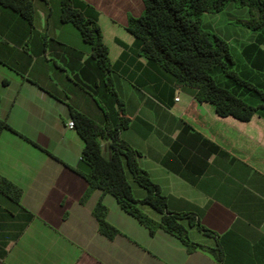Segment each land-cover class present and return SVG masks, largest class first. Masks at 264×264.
<instances>
[{
  "label": "crops",
  "instance_id": "crops-1",
  "mask_svg": "<svg viewBox=\"0 0 264 264\" xmlns=\"http://www.w3.org/2000/svg\"><path fill=\"white\" fill-rule=\"evenodd\" d=\"M80 1L96 16L129 118L120 138L139 152L138 164L166 197L167 211L193 215L195 224L181 222L195 243L214 247L217 235L223 264H264V102L245 121L218 116L190 87L137 54L125 26L128 16L141 14L142 0ZM32 3L30 24L0 6V118L13 129L0 130V175L21 190L19 203L0 191V264H219L206 250L187 251L161 227L149 233L108 193L95 189L80 202L87 183L75 163L83 141L67 126L70 108L101 123L116 104L90 45L60 20V1L52 21L46 0ZM258 33L238 57L227 41L239 72L241 62L264 59ZM100 143L109 158V140ZM128 179L135 198L143 197L145 190ZM99 197L118 230L112 238L98 231L91 212ZM140 207L159 220L157 211Z\"/></svg>",
  "mask_w": 264,
  "mask_h": 264
},
{
  "label": "trees",
  "instance_id": "trees-1",
  "mask_svg": "<svg viewBox=\"0 0 264 264\" xmlns=\"http://www.w3.org/2000/svg\"><path fill=\"white\" fill-rule=\"evenodd\" d=\"M32 2L33 0H0V6L12 10L30 24L33 19ZM142 2L141 14L137 17L128 16L125 26L138 43V55L169 73L177 85L190 87L193 97L199 102L212 104L218 116H233L245 121L262 107V102L252 104L215 82L210 70L218 67L235 83L253 90L264 99V92L253 82L243 78L238 71L229 43L202 26V14L219 12L229 2H234L247 8V17L243 24L252 31L264 32V0H142ZM77 4H81V1L60 0L59 18L62 22L73 24L81 38L90 45L91 57L102 73L105 89L111 93L116 104L114 111L104 110L101 123L70 108L73 128L83 141L80 157L90 165L88 173L75 169L87 183L80 202L83 203L93 190L99 189L101 195L106 193L112 195L124 211L147 227L149 233L161 227L179 238L187 251L201 248L208 251L219 264H223V250L218 236L197 223L198 229L216 235V244L214 247H208L191 241L187 227L181 221L187 220L189 225H193L195 224L193 215L167 211L166 197L149 173L138 164L139 152L120 138L119 132L128 125L129 118L124 113L123 102L118 97L110 78L108 49L102 41L95 14H87ZM3 128L13 130L5 119L0 118V130ZM101 139L109 140V158L103 157L101 153ZM128 174L145 190L143 197L135 198L133 195ZM0 191L19 203L20 188L1 175ZM141 205H148L157 211L160 214L159 220L147 215L141 209ZM91 212L101 234L112 238L118 232L106 219L107 208L101 197Z\"/></svg>",
  "mask_w": 264,
  "mask_h": 264
},
{
  "label": "rangeland",
  "instance_id": "rangeland-1",
  "mask_svg": "<svg viewBox=\"0 0 264 264\" xmlns=\"http://www.w3.org/2000/svg\"><path fill=\"white\" fill-rule=\"evenodd\" d=\"M59 1L60 0H46L50 8L48 18L49 21H52L55 11H58ZM38 11L39 9L36 6L34 16V22L36 25H38L39 21L41 20V18H39ZM246 17L247 8L245 6H240L237 3L229 2L226 7L219 12L203 13L202 26L214 32L222 39L229 41L232 47L234 48L233 53L236 57H238V53L242 50V45L244 41H246V39L252 34L251 29L247 28L243 24V20ZM242 32H247V34L241 35ZM258 34H260L261 36L263 35L264 37V32H260ZM229 36L232 38L229 39ZM241 63L239 64V69L243 78L253 82L258 88H260L264 92V59L261 58L257 61L250 59ZM210 74L213 76L215 82L218 85L227 88L235 95L243 97L244 99H246V101L252 104L264 102V99H262L260 95H258L251 89H248L242 85L235 83L232 79L225 76L218 67L212 68L210 70ZM102 140L103 139H101L100 141ZM48 147L52 148L51 146Z\"/></svg>",
  "mask_w": 264,
  "mask_h": 264
},
{
  "label": "water",
  "instance_id": "water-1",
  "mask_svg": "<svg viewBox=\"0 0 264 264\" xmlns=\"http://www.w3.org/2000/svg\"><path fill=\"white\" fill-rule=\"evenodd\" d=\"M75 167L84 172V173H88L90 171V165L84 161L81 157H79L75 163Z\"/></svg>",
  "mask_w": 264,
  "mask_h": 264
},
{
  "label": "built area",
  "instance_id": "built-area-1",
  "mask_svg": "<svg viewBox=\"0 0 264 264\" xmlns=\"http://www.w3.org/2000/svg\"><path fill=\"white\" fill-rule=\"evenodd\" d=\"M67 126L73 127V120L72 119L68 120Z\"/></svg>",
  "mask_w": 264,
  "mask_h": 264
}]
</instances>
